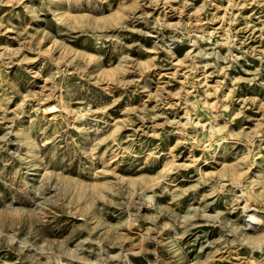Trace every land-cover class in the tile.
Masks as SVG:
<instances>
[{"label": "rangeland", "instance_id": "1", "mask_svg": "<svg viewBox=\"0 0 264 264\" xmlns=\"http://www.w3.org/2000/svg\"><path fill=\"white\" fill-rule=\"evenodd\" d=\"M0 264H264V0H0Z\"/></svg>", "mask_w": 264, "mask_h": 264}]
</instances>
